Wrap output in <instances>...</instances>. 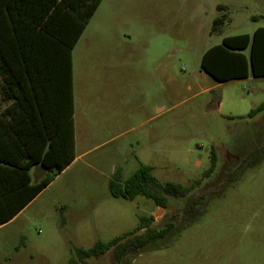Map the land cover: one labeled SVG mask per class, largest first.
Here are the masks:
<instances>
[{
    "label": "rangeland",
    "instance_id": "rangeland-1",
    "mask_svg": "<svg viewBox=\"0 0 264 264\" xmlns=\"http://www.w3.org/2000/svg\"><path fill=\"white\" fill-rule=\"evenodd\" d=\"M259 28L264 0H103L74 50L76 159L0 227V264H69L143 217L174 228L120 263L110 251L86 264H264V110L249 117L264 78L218 83L201 68L209 48ZM142 165L198 186L167 209L113 198L109 183Z\"/></svg>",
    "mask_w": 264,
    "mask_h": 264
},
{
    "label": "trees",
    "instance_id": "trees-1",
    "mask_svg": "<svg viewBox=\"0 0 264 264\" xmlns=\"http://www.w3.org/2000/svg\"><path fill=\"white\" fill-rule=\"evenodd\" d=\"M102 2L103 0H50V5L47 9L48 17L44 18L45 20L43 19L44 21L42 20L43 22H41L42 30L47 33L46 35H42V38L44 37L46 40L57 43V47L62 50V65H59L57 68L54 65L51 66L49 63H51L52 59L48 52L43 53L47 62L46 68L30 65L18 68L12 66L1 67L5 75L9 74L15 79L18 74L24 72L30 81V93L25 92L24 86L18 81L15 84L9 83V86L17 85L22 91L19 95H14L12 107L22 110H33L34 107L39 109L47 107L50 109L63 108L68 113L69 131L73 111L72 49L79 42ZM49 11H52L51 14H49ZM220 23H222V19H216L214 21V29ZM44 38L43 40H45ZM247 50H249L248 54L246 53ZM11 53V58L16 59L19 56V58L26 62L33 59L36 55V52L33 50ZM201 68L205 74L212 77L218 83L248 78H264V28L257 29L252 36L246 34L224 38L221 44L209 48L203 54ZM40 76L49 78L50 83L55 79L61 85L60 88L58 87L57 94H45L42 96L35 93L39 82L35 81V78H39ZM52 76H55V78H50ZM262 110H264V103L252 110L249 113V117L253 118ZM43 145L39 157L33 156V151L36 150L35 147L27 146L26 155L30 160L14 166L18 169L16 171L18 172L17 175L9 173L8 175H3V178L0 177V226L11 221L21 209L45 190L55 180V177L62 173L71 163L69 156L68 161H49L50 156H55V148L51 145L47 151L45 150V144ZM69 146L68 136V149ZM75 158L76 155H74ZM2 163L4 165H14L0 158V167ZM35 165H41L47 171L46 176L37 183L32 182L30 174L31 169ZM3 169L8 170V172L13 171L11 168ZM197 186V184L186 187L175 183L161 184L153 175L152 168L142 165L123 184L120 183L117 175L116 180L109 183V191L113 198L134 200L138 196H143L152 199L157 207L167 209L169 197L185 198ZM8 192L24 196V201L14 210H9L8 208ZM206 198L207 195L194 198L191 201L189 213L197 211ZM152 222L153 218L143 217L141 218L139 228L132 235H125L109 242L99 241L90 249L74 248L75 255L69 264H86L88 260L99 259L110 251H113L116 262L120 263L126 255L144 250L157 240L164 239L174 228L170 224L163 229H156L152 227ZM141 231L144 232L139 234Z\"/></svg>",
    "mask_w": 264,
    "mask_h": 264
},
{
    "label": "crops",
    "instance_id": "crops-1",
    "mask_svg": "<svg viewBox=\"0 0 264 264\" xmlns=\"http://www.w3.org/2000/svg\"><path fill=\"white\" fill-rule=\"evenodd\" d=\"M49 3L50 0H0V158L14 164H1L0 177L2 178L3 175H8L9 173L17 175L18 172L16 171L18 169L14 166L30 160L26 155L27 146L35 147L36 150L33 151L34 157H39V153L44 146L43 144H45V150L47 151L51 145L54 146L56 153L55 156H50L49 161H68L69 156L71 163L66 168L71 166L76 159H74V155L76 154L77 146L78 126L76 120L78 110L76 102L77 87L74 72V50L77 45L72 49L73 111L69 131L68 113L63 108L50 109L47 107L45 109H39L34 107L33 110H22L12 107L14 95H19L22 91L17 85L9 86V83L15 84L18 81L24 86L25 92L30 93V81L24 72L18 74L15 79L9 74L5 75L1 69V67L5 66L18 68L21 66L24 67L25 65L46 68L47 62L43 53L48 52L52 59L51 63H49L51 66L54 65L57 68L59 65H62V50L57 47V43L46 40L44 37L45 40L42 38V35L47 34L42 30L41 22L48 17L47 9L49 8ZM51 12L49 11V14ZM31 50L36 52V55L28 62L19 58V56L16 59L10 57L12 55L11 52H29ZM50 78L54 79L55 76ZM35 79V81H39L35 93L42 96L45 94H57L58 87L60 88L61 86L55 79L52 83L49 82V78L47 77L40 76ZM249 79L253 78L237 81ZM68 136L70 143L69 149ZM3 168H11L13 171L8 172V170H4ZM30 174L33 180L32 182L37 183L46 176L47 171L41 165H35L31 169ZM8 197H12L7 199L9 202L7 204L9 210L16 209L24 201V196H18L17 193L10 194L8 192ZM37 197L21 209L11 221L19 216ZM6 224L8 222L0 227Z\"/></svg>",
    "mask_w": 264,
    "mask_h": 264
}]
</instances>
